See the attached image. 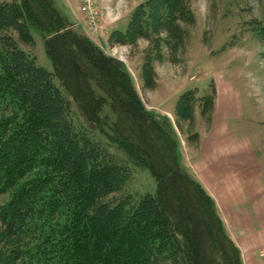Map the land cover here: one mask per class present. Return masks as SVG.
Returning a JSON list of instances; mask_svg holds the SVG:
<instances>
[{
    "label": "trees",
    "instance_id": "1",
    "mask_svg": "<svg viewBox=\"0 0 264 264\" xmlns=\"http://www.w3.org/2000/svg\"><path fill=\"white\" fill-rule=\"evenodd\" d=\"M156 1L135 11L125 32H113L112 44L124 43L134 26L138 35L151 34L157 13L166 24L181 12L175 6L186 8L184 0ZM33 28L46 37L54 73L3 35L14 30L32 45ZM32 76L35 84L43 80V90ZM53 77L86 121L150 170L155 194L103 202L121 188L127 169L104 162L74 129L65 117L70 102ZM47 91L57 110L47 105ZM187 93L195 103L206 98ZM6 192L12 199L0 210V264H242L214 200L180 167L176 137L148 111L123 65L70 28L54 0L0 3V193Z\"/></svg>",
    "mask_w": 264,
    "mask_h": 264
},
{
    "label": "rangeland",
    "instance_id": "2",
    "mask_svg": "<svg viewBox=\"0 0 264 264\" xmlns=\"http://www.w3.org/2000/svg\"><path fill=\"white\" fill-rule=\"evenodd\" d=\"M5 1L8 0H0V3ZM149 1L98 0L101 15L96 23H92L82 12L81 0H54V5L65 22L68 25L72 23L70 28L76 30L79 27L80 32L90 36L107 55L127 70L148 111L178 140L179 164L185 173L192 176L188 150L197 153L204 137L219 125L222 127L220 119L223 116L236 149L251 147L259 166V182L264 187V0H184L182 8H186L183 11L180 10L181 5L175 6V12L181 11L175 16V21L165 24L158 19L160 15L157 13L151 34L138 35V28L134 26V32L124 43L112 44L111 34L125 32L133 13L140 11ZM137 22L139 25V18ZM31 32L34 38L32 45L23 44L14 30L5 31L3 35L11 36L19 49L34 56L39 66L54 73L53 63L45 50V35L34 28ZM149 62H152V70H149ZM34 78L30 79L33 86L42 89L43 80L40 78V83L38 80L35 84ZM52 81L70 102L65 117L74 129L82 132L102 151L104 162H115L127 169L121 188L104 198L103 202L114 205L121 200L128 201V197L135 202L136 198L155 194L157 181L150 170L134 165L118 144L86 121L59 80L53 77ZM35 87L29 88V91H35ZM193 90L199 97L207 99L193 102V94L187 93ZM47 93V105L57 110L54 95L50 91ZM186 93L185 103L177 107L180 97ZM221 108L224 110L222 115L216 111ZM223 132L227 138L224 129ZM215 133L217 136L216 130ZM75 140L79 141V138ZM222 141L215 137L209 145L215 150ZM242 177L239 179L247 181L252 176L243 174ZM214 178L215 175L202 179L217 210L222 208V200L240 199L239 195L246 189L240 180L233 179L228 182V187L233 186L234 191V197H230L225 192L227 188L220 189L223 187L222 180ZM11 199V193H0V210ZM225 222L232 223L228 218ZM1 228L0 222V232ZM236 246L244 264L243 248ZM255 246L262 249L260 255L264 258L262 246L258 243ZM154 264H158V259Z\"/></svg>",
    "mask_w": 264,
    "mask_h": 264
},
{
    "label": "crops",
    "instance_id": "3",
    "mask_svg": "<svg viewBox=\"0 0 264 264\" xmlns=\"http://www.w3.org/2000/svg\"><path fill=\"white\" fill-rule=\"evenodd\" d=\"M68 26L73 25L69 23ZM76 31L86 35V33L79 31V27L76 28ZM217 86L220 88L218 83ZM216 111L220 115L224 112L222 108ZM220 120H222V127L219 125L204 137L200 146L201 149L197 153L188 150V155H191L189 159L191 161L189 162L191 175L206 190L208 189L203 179L215 175L214 179L222 180L223 187L220 189L227 188L225 192H228L230 197H234V191H232L233 186L228 187V182L233 179H243V174L246 177H253V179L252 177L251 179L248 178L247 181L240 180L246 186V189L242 191L243 194L239 195L240 199L222 200L220 202L222 208L219 207L217 211L224 222L228 236L235 244L243 248L244 264H264V258L260 255L262 249L255 246L258 243L264 249V187L259 182V166L249 145L246 149H236V144L232 142L231 135L228 133L224 117L222 116ZM223 129L228 135L227 138H225ZM215 130L218 137L216 133L214 135ZM215 137L223 141L219 144V148L216 147L218 149L213 150L209 141L214 140ZM226 218L232 222L230 225L226 224Z\"/></svg>",
    "mask_w": 264,
    "mask_h": 264
},
{
    "label": "built area",
    "instance_id": "4",
    "mask_svg": "<svg viewBox=\"0 0 264 264\" xmlns=\"http://www.w3.org/2000/svg\"><path fill=\"white\" fill-rule=\"evenodd\" d=\"M98 6H100L98 0H81L82 12L92 23H96L100 19L101 8Z\"/></svg>",
    "mask_w": 264,
    "mask_h": 264
}]
</instances>
